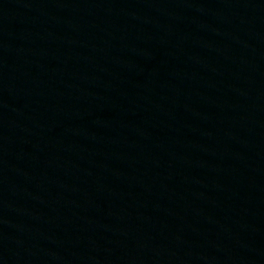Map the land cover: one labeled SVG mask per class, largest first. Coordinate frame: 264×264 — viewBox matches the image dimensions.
I'll return each instance as SVG.
<instances>
[{
  "label": "water",
  "instance_id": "water-1",
  "mask_svg": "<svg viewBox=\"0 0 264 264\" xmlns=\"http://www.w3.org/2000/svg\"><path fill=\"white\" fill-rule=\"evenodd\" d=\"M0 264H264V0H0Z\"/></svg>",
  "mask_w": 264,
  "mask_h": 264
}]
</instances>
